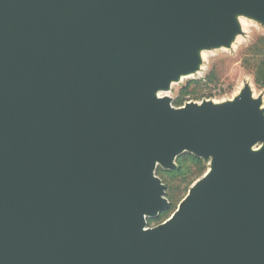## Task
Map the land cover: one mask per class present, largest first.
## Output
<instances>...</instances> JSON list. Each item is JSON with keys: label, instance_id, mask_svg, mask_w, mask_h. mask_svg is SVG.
<instances>
[{"label": "water", "instance_id": "obj_1", "mask_svg": "<svg viewBox=\"0 0 264 264\" xmlns=\"http://www.w3.org/2000/svg\"><path fill=\"white\" fill-rule=\"evenodd\" d=\"M236 14L264 0H0V264H264L263 101L158 95ZM185 154L209 170L149 227Z\"/></svg>", "mask_w": 264, "mask_h": 264}, {"label": "rangeland", "instance_id": "obj_2", "mask_svg": "<svg viewBox=\"0 0 264 264\" xmlns=\"http://www.w3.org/2000/svg\"><path fill=\"white\" fill-rule=\"evenodd\" d=\"M246 21H248L247 25L249 24L248 26L250 27H248L249 29L246 28L243 31L240 38L238 37V40L234 43L235 46L233 45V47H230V49L226 48V50H224L225 47H220L219 48L220 50L218 48L205 49V55L207 56L204 58V60L201 63L203 67L202 70L199 72L201 75L198 73L195 74L194 76L187 77L183 79L184 81L175 83V86L173 84L169 91L160 93V95L162 97L165 96L171 97L174 103L179 97H181L183 89H185L190 82L199 81L204 83L201 84L198 89V91L200 92L195 96L197 98L194 99L191 95L186 96L182 106H184L188 102L200 103L205 100H211L213 102L217 101L216 103L228 102L233 100L232 98L235 99L238 95H240V93L245 89L246 86H249L251 88L253 92V97L255 99H261L263 101L264 87L257 85L255 79V72L252 67L256 59H261L263 57L264 49L262 48V50H260L256 54H253L251 49L254 46L259 45L262 41H264V24L253 19L251 20L246 19ZM246 61L249 62L251 67H247L245 65ZM213 73L215 74L214 80H212L211 82H207V78ZM262 106H263L262 109H264V101ZM259 146L260 145H257L256 148H258ZM179 159L180 157L176 162L177 165ZM210 164H211V160L204 161V166L206 169L205 173L203 175L194 178V181L189 185V188H191L197 181H199L207 173ZM158 170H162L165 173L171 171V170H165L162 167H159ZM157 176L163 181V177L158 175V173ZM164 177L173 186L180 185L181 189L185 187L186 183H182V182L179 183L178 182V180H180L179 178L178 180L172 181L170 180V177L167 174L164 175ZM163 183L166 185L165 182ZM188 192L189 190L183 192H176L174 196V201H175L174 210H172L169 215H166L162 218H160L159 215L158 218L149 220L148 221L149 227H156L164 223L166 220H168L178 209L179 204L187 196Z\"/></svg>", "mask_w": 264, "mask_h": 264}, {"label": "trees", "instance_id": "obj_3", "mask_svg": "<svg viewBox=\"0 0 264 264\" xmlns=\"http://www.w3.org/2000/svg\"><path fill=\"white\" fill-rule=\"evenodd\" d=\"M264 49V41H262L259 45L254 46L251 51L253 54L258 53L260 50ZM264 52V51H263ZM245 65L247 67H251L248 61H246ZM254 72H255V79L257 82V85L264 87V55L261 59H256L253 67ZM215 74L213 73L207 78V82H211L214 80ZM206 82V83H207ZM204 82H190L188 86L183 89L181 97H179L173 104L175 107H181L182 104L185 101V97L188 95H191L194 99L197 98L195 97L197 94H199L200 91H198L199 87L201 84ZM195 87V88H193ZM158 175L163 177V182L166 183L167 186V198L171 202V207L169 210L164 211L160 214V218L169 215L172 210L175 208V201H174V196L176 192H183L186 190H190L189 185L194 181V178L203 175L206 171L205 166H204V161L203 159H200L196 157L195 155H190L186 154L182 157H180L178 161L177 168L174 170H171L169 172H164L162 170H157ZM168 175L170 177V180H178V182L186 183L185 187L181 189L180 185L173 186L171 183L167 181V179L164 177V175ZM189 188V189H188ZM151 222V221H150Z\"/></svg>", "mask_w": 264, "mask_h": 264}, {"label": "bare ground", "instance_id": "obj_4", "mask_svg": "<svg viewBox=\"0 0 264 264\" xmlns=\"http://www.w3.org/2000/svg\"><path fill=\"white\" fill-rule=\"evenodd\" d=\"M236 20H237V22H238V24H239V26H240V28H241V30L242 31H244L246 28H248V27H250V26H248L247 25V23H248V21H246V19H249V20H251V18H248V17H246L245 15H243V14H236ZM252 22V21H251ZM250 22V23H251ZM253 26V25H252ZM249 29V28H248ZM240 36H241V34H236L235 35V37H234V40L232 41V47H233V45H234V43L238 40V37L240 38ZM241 43V42H240ZM235 46V45H234ZM237 48V47H236ZM219 49V48H218ZM230 49V48H229ZM220 50V49H219ZM224 50H226V48L224 49ZM228 50V49H227ZM199 55H200V57H201V59L202 60H204V58L207 56V55H205V50H201L200 52H199ZM209 56V55H208ZM202 66H200V70L198 71V73L202 70ZM205 71V70H204ZM203 71V72H204ZM197 73V74H198ZM200 74V73H199ZM201 75V74H200ZM191 76H194V75H188V76H184V75H182L181 76V81H184L183 79H185V78H187V77H191ZM174 84V86H175V83H172V85ZM158 95H160V94H158ZM165 95V94H164ZM232 99H234V98H232ZM264 101V100H263ZM215 102V101H214ZM217 102V101H216ZM215 102V103H216ZM224 102V101H223ZM222 103V102H221ZM263 107V106H262Z\"/></svg>", "mask_w": 264, "mask_h": 264}]
</instances>
